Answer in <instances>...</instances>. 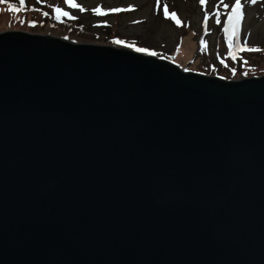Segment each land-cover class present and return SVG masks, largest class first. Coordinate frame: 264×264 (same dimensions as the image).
I'll return each mask as SVG.
<instances>
[{
    "label": "water",
    "instance_id": "95a60500",
    "mask_svg": "<svg viewBox=\"0 0 264 264\" xmlns=\"http://www.w3.org/2000/svg\"><path fill=\"white\" fill-rule=\"evenodd\" d=\"M0 264H264V73L0 31Z\"/></svg>",
    "mask_w": 264,
    "mask_h": 264
},
{
    "label": "rangeland",
    "instance_id": "374dc122",
    "mask_svg": "<svg viewBox=\"0 0 264 264\" xmlns=\"http://www.w3.org/2000/svg\"><path fill=\"white\" fill-rule=\"evenodd\" d=\"M40 1L25 0L21 10L13 13L8 9L11 4L19 6V0H10L9 3L0 0V31L22 29L64 37L75 42L110 44L134 51L136 47H143L150 51L139 53L151 55L155 51L156 56L163 59L177 54V57H172L173 62L183 68L186 65V58L182 54L185 49L187 53L193 52L192 60L187 65L189 70L207 75H222L227 79L264 73V0H256L254 4L250 0H242L244 18L237 28V36L233 37L234 44H244L247 41L249 47H259L262 51H239L235 58L229 55L234 49L229 47L228 33L225 31L228 27V10L223 8L220 0H206V3H201L200 0H161L159 9L156 7L157 0H75V3L82 5L87 11L71 7L66 0H59L44 11L49 13L48 16L41 11ZM52 2L54 1L51 0ZM225 2L231 7L234 0ZM164 4L168 5L170 14H176L180 24H174L176 20L171 15H164ZM55 6L62 7L77 18L62 17L61 20H56ZM96 7L104 10H131L97 15L92 11ZM39 13L43 14L40 16ZM217 19L219 23L216 22ZM32 21L36 23L33 24ZM114 21L115 27L105 25ZM117 39L134 46L117 44Z\"/></svg>",
    "mask_w": 264,
    "mask_h": 264
},
{
    "label": "snow or ice",
    "instance_id": "6c2138e0",
    "mask_svg": "<svg viewBox=\"0 0 264 264\" xmlns=\"http://www.w3.org/2000/svg\"><path fill=\"white\" fill-rule=\"evenodd\" d=\"M3 2H8V0H3ZM160 2L161 0H157L156 7L158 9L160 8ZM200 2L206 3V0H200ZM250 2L254 4L256 3V0H250ZM66 3L69 4L71 7L79 8L81 11H87V9L83 8L82 5L75 3V0H66ZM220 4L223 6L225 10H228V14H227L228 27L225 29V31L228 33L229 47L234 49L233 51L229 53V55L235 58L239 51H249V52L262 51V49L259 47H249L247 44V41H245L244 44H238V43L234 44L233 42V37L237 36V28L239 26V23L244 18V12H243L244 5L242 4V0H234V2L231 4V7L229 6V3L225 2V0H220ZM24 5H25V0H19V6L16 4H11L8 10L13 13H18ZM127 10H131V9L112 8V9L104 10L101 7H96L92 9V11L95 12L97 15H107L108 12H121V11H127ZM163 13L166 17L171 15V18L176 20L177 24L181 23V21L177 18L174 12L171 14L169 13V8L167 4H164L163 6ZM44 15L48 16L49 13L44 12ZM62 17H69L70 19L77 18L75 16H71L70 12L64 10L62 7L55 6V19L61 20ZM216 22L219 23L220 22L219 19H217ZM31 23L35 24L36 22L32 21ZM115 43L127 44L128 47L134 46V44H129L126 41H123L120 39H117ZM205 46H207L206 41H205ZM135 50L137 52H149L150 51L149 49L143 48V47H136ZM150 54L157 55L155 51H152ZM245 63H247V61H245ZM233 71H235V69H233ZM244 74L247 75V73H244Z\"/></svg>",
    "mask_w": 264,
    "mask_h": 264
},
{
    "label": "trees",
    "instance_id": "16d2710c",
    "mask_svg": "<svg viewBox=\"0 0 264 264\" xmlns=\"http://www.w3.org/2000/svg\"><path fill=\"white\" fill-rule=\"evenodd\" d=\"M9 1L10 0H8V3H9ZM32 1H34L35 2V0H32ZM54 2H52L51 3V0H41L40 1V4H41V11L42 12H44L45 10L47 11V7H49V6H52V5H54L53 3H56V2H58L59 0H53ZM131 9V8H130ZM127 11H129V10H127ZM29 12V14H31L32 16L34 15L31 11H28ZM121 12H124V11H121ZM121 12H115L114 14H118V13H121ZM43 13H39V15L41 16ZM22 17H24V18H26V16H22ZM43 17H45L44 15H43ZM45 19H48V18H46L45 17ZM116 22L114 21L113 23H105V25L106 26H110V28L111 27H115V24ZM176 22L174 21V24H175ZM32 30H34V29H32ZM186 50L184 49V51L182 52V54H183V56L186 58L185 59V63H186V65H185V69H188V63H190L191 62V60H192V57H193V52L192 51H190L189 53H187V52H185ZM178 54H179V52H178ZM178 55L177 54H175V55H173L172 57H177ZM172 57L170 58H168V60H171L172 62H173V59H172ZM175 63V62H174ZM199 72V71H198ZM219 77H222V78H226L225 76H222V75H218Z\"/></svg>",
    "mask_w": 264,
    "mask_h": 264
}]
</instances>
